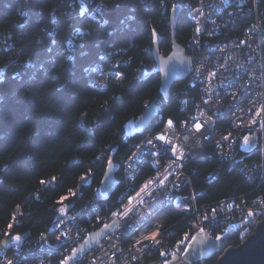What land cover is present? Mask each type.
<instances>
[{
	"label": "trees",
	"instance_id": "1",
	"mask_svg": "<svg viewBox=\"0 0 264 264\" xmlns=\"http://www.w3.org/2000/svg\"><path fill=\"white\" fill-rule=\"evenodd\" d=\"M91 1L108 7L90 17L84 4ZM81 11L84 16L79 15ZM170 14L171 8L162 7L161 0H83L82 5L81 0H0V74L7 78L0 84V240L5 231L20 235V247L27 239L51 231L63 214L62 206L66 212L105 192V157L113 160L117 177L116 187L107 195L120 190L123 155L132 139L143 136L127 140L125 126L160 93L151 29L162 34L161 51L168 53ZM80 26L87 35L77 37L69 48L68 40ZM113 30V36L105 35ZM242 30L243 24L238 23L231 32L240 35ZM195 32L183 9L176 40L186 46ZM108 58L128 78L117 82L108 77L111 84L101 88L93 82L96 73H84L82 66H89L90 60L91 67L100 60L108 66ZM16 72L23 73L21 80L13 78ZM187 85V76L175 81L168 100H162L163 120H155L156 129L169 118L177 122L183 117L181 93ZM216 169L220 172L212 180L208 175ZM187 172L198 203L264 194V181L256 188L258 183L218 158L194 160ZM148 173L146 168L141 176ZM82 176L87 180H81ZM42 180L50 183L42 185ZM69 189L77 194L60 203L61 197L69 196ZM13 218L14 228L9 229ZM159 218L178 232L186 230L185 214L172 205L163 208ZM240 242L236 235L231 239V243ZM15 249L14 243L3 247L0 258ZM217 258L218 254L208 260L214 264Z\"/></svg>",
	"mask_w": 264,
	"mask_h": 264
},
{
	"label": "built area",
	"instance_id": "2",
	"mask_svg": "<svg viewBox=\"0 0 264 264\" xmlns=\"http://www.w3.org/2000/svg\"><path fill=\"white\" fill-rule=\"evenodd\" d=\"M175 2L182 6V11L185 10L196 29H200L185 46L193 56V66L187 75L188 85L181 93L184 115L173 129H166L167 120L156 129L155 120H163L161 113V118L155 119L142 137L130 141V150L123 156L122 163L123 175L128 163H132L137 172H140L144 162L137 164L135 161H126V157L130 152L137 151L135 145L151 147L145 146L143 141L153 138L157 133L166 134L184 154L183 159L177 161L180 167L177 169L172 165L171 162L176 157L170 151H161L158 158H152L153 167L147 175L155 177L157 172L170 171L173 173L170 180L180 176V187L174 188L163 199L154 214L145 210V219L137 221L131 228L121 223L120 227L110 229L71 264H162L165 257H161L159 252H169L167 259L171 260L172 253L177 252L175 246L183 238V232L189 229L190 223L199 219L200 212L211 207H217L220 215L209 226V232L219 234L232 227L235 229L233 237L236 235L242 241L241 235L244 234L245 238L256 226L251 224L246 213L257 211L258 206L264 203V194L253 192L248 196H229L217 201L198 203L187 166L194 160L218 158L228 162L252 183H258L256 188L264 181V132L259 130V124L247 126L256 110L264 104V4L258 5L256 0H244L243 4H240V0H229L227 4H222L221 0H199L193 4H182L179 0ZM84 6L86 13L93 18L99 14L95 11L97 7L103 9V5L96 1ZM238 23L243 24L240 35L231 32ZM77 29L83 32L85 30L81 26L74 29L68 43L79 37L75 34ZM108 62V66H104L101 60L92 65L95 69L93 72L96 73L94 83L101 84L108 77L114 78L117 64L110 58ZM209 116L212 117L210 121L207 119ZM196 123L203 124L200 132H196L194 128ZM185 136L188 137L187 140L184 139ZM222 136L229 138L223 140ZM245 136L256 138L251 150L244 142ZM145 155H148L147 151ZM219 172L220 169H216L208 177L217 179ZM123 191L124 188L121 187L115 195H96L80 203L57 217L52 226L53 232H42L43 239L42 233L27 239L22 246L5 256L12 259L13 264H59L62 257L70 254L71 248H78L91 232L113 222L111 211H122L123 205L117 204L111 211L108 209L120 199ZM176 197H189L192 200L197 207L196 219H191L192 213H184L178 207L181 201L173 202ZM167 205H172L185 214L186 230L178 232L174 226L165 225L159 218V213ZM228 205H231V209ZM257 215L259 216V212ZM150 228L166 230L160 236L162 243L143 241L142 247L137 241L142 240L144 235H150ZM69 229L72 231L69 232ZM77 231L80 232L79 236L76 235ZM62 233H68L73 239L63 237ZM192 234H195V229ZM220 254L219 252L218 256ZM190 264L212 263L208 259H201Z\"/></svg>",
	"mask_w": 264,
	"mask_h": 264
},
{
	"label": "snow or ice",
	"instance_id": "3",
	"mask_svg": "<svg viewBox=\"0 0 264 264\" xmlns=\"http://www.w3.org/2000/svg\"><path fill=\"white\" fill-rule=\"evenodd\" d=\"M229 0H221L222 4H227ZM257 4H264V0H256ZM244 0H240V4H243ZM83 4V0H81V5ZM161 6L162 7H170L173 12H176L180 5L175 2V0H171L170 3L165 4L164 0H161ZM104 8H107L108 5L104 4ZM115 7V5H113ZM242 10V9H241ZM96 12H101V7H97ZM80 16H84L85 12L81 11L79 13ZM107 23V21H105ZM123 23V21H121ZM114 31H106L105 35L107 37H111L114 35ZM197 32L200 31L199 28L196 29ZM77 36L81 38L86 37V33L80 30H76L75 33ZM153 37H158V33L155 29H151V35H150V41L152 43H155V40H153ZM53 44H56L57 41L54 39L52 41ZM68 47L72 48L73 43L69 41ZM52 49L49 48V52H51ZM81 55H87V53H81ZM69 60H72V56H68ZM131 59V57L129 58ZM92 61H89V66H82V70L84 73H89L95 71L94 68L91 67ZM215 75L214 73L212 74ZM13 78L17 80H21L23 77V73L16 72L12 74ZM128 78L127 74L120 70L119 65H117L115 73H114V79L117 82H122L123 80H126ZM6 77L3 74H0V84L6 81ZM111 84V81H103L100 84L101 88H108ZM167 88L161 86L159 89V92L161 94L167 93ZM2 103V101H0ZM204 103H208V101H204ZM105 105H107V101H105ZM157 110V105H153L150 109H148L147 113L144 116V119L140 121V125H144L145 121L149 119L153 115L154 112ZM264 104H261L260 108H258L255 112V116L252 118L251 123L247 125L248 127H253L257 124H259V130L261 132H264ZM83 115V114H82ZM203 115V113H201ZM257 117L260 119L257 120ZM195 119V118H193ZM208 121L212 119L211 116H209ZM207 122V121H206ZM175 123L173 119L169 118L166 121L165 127L166 129H173L175 127ZM140 125H137L136 130H140ZM194 128L196 132H200L203 128V124L196 123L194 125ZM229 137L222 136L221 139L227 140ZM185 140L188 139L187 136L184 138ZM249 137H244V142L248 143ZM158 142V143H157ZM143 144L145 146H151V147H144L142 148L140 144L135 145L137 148V151L130 152V154L126 157V161H135L137 164H141V161L144 163L141 164L140 172H137L136 168L133 166L132 163H128L127 167L125 168L124 175L119 178V186L124 188V191L121 193V197L118 201L114 202L112 205L109 206V211H111L112 207H116L117 204L123 205V210H117V211H111V216L113 218V222L111 224H105L104 228L102 229V233L104 231H107L109 229H114L120 227L121 223H123L126 227L131 228L134 223L137 221H140L142 219H145L144 213L145 210H149L153 214L157 210V206L162 203L163 199L167 198L168 194L173 191L174 188L180 187V176H176L175 179L170 180V177L173 175L172 172L166 171V172H157V175L155 177H152L150 174L147 176H141V173L144 172L145 167H147L148 172H151V169L153 167V159L152 158H158L160 155V152H171V154L176 157V160H173L171 163L172 165H175L178 169L180 165L177 163L178 160L183 159V152L181 151V148L178 147L171 137H168L166 134L157 133L153 136L151 139H146L143 141ZM107 147V145H105ZM127 151V149H126ZM145 151H147L148 155H145ZM107 159V167L109 170L115 167L113 160L105 157ZM158 162V161H157ZM105 178L109 180V183L106 187L105 192L101 193L100 195L106 196L107 193L112 189V186L117 183V177L113 173L111 177L109 176V172L106 171L104 173ZM55 179L54 177L52 178ZM81 180H87V176H82ZM40 183L46 184L50 183V181H40ZM103 183V181H102ZM118 190V189H117ZM69 196H63L61 197L60 203H62L64 200H67L69 197H74L77 193L73 190L69 189ZM134 193V194H133ZM112 195H115L113 192ZM110 198V197H109ZM259 199V198H258ZM127 201L125 204L124 201ZM181 201V203L178 205V207L181 208V210L184 213H192L191 219H196L197 215V207L193 205L192 200L189 197H176L175 201ZM107 202V201H105ZM65 207L62 206L60 208V212H65ZM200 207H203L202 205ZM228 208L231 209V205H228ZM264 203H262L260 206H258L257 211H248L246 213V217L250 218V222L252 225H256L259 227H264ZM257 212H259V216L257 215ZM220 213L217 210V207H211L209 209H206L203 212L199 213V219L196 220L195 223H190L189 229L187 231H184L182 236L183 238L178 241V244L175 246L177 248V252L172 253L171 260L167 259L169 252H159V255L161 257H165L162 264H175V262H179V264H184V261H187L189 259L190 250L193 249V242H195L198 246H203L201 248L196 249L198 253V259L200 257H206L210 253L213 255L218 254L219 252L224 251V242L226 240L225 233L228 232V229H224L223 232H221L218 235H215L214 238L211 239L208 236L209 226L212 225L215 221H217ZM14 222L11 224H8L7 227L9 229L14 228L15 218ZM72 219H75V217H72ZM259 220V224H257V221ZM146 222V220H145ZM195 229V234H192V230ZM72 229H69V232H71ZM166 231L162 228H150L149 232L150 235H144L142 240H138L137 243L141 244L143 247V241H152L154 244H161L162 241L160 239V236L162 232ZM24 235H27L26 233ZM63 237H66L67 239H73L68 233H62ZM76 235L79 236L80 232L77 231ZM4 239L0 240V254H2V248L7 247L10 244H15V246L19 247V242L21 241L20 235H12L10 232L5 231L4 232ZM44 234H41V239H43ZM241 239H244V234L241 235ZM59 239V238H58ZM219 242V243H216ZM261 243L264 245V232L261 234ZM68 251V250H66ZM80 251H83V249H77V248H71L70 254L64 255L62 259L60 260L59 264H71V262L76 261L78 253ZM15 255V254H14ZM183 257V260L181 259ZM0 264H13L12 259H8L7 256H5L4 260L0 261ZM82 264V262H80Z\"/></svg>",
	"mask_w": 264,
	"mask_h": 264
},
{
	"label": "water",
	"instance_id": "4",
	"mask_svg": "<svg viewBox=\"0 0 264 264\" xmlns=\"http://www.w3.org/2000/svg\"><path fill=\"white\" fill-rule=\"evenodd\" d=\"M182 12V6L176 12L171 10L170 14V25L172 27V33L170 36V41L172 43L171 50L168 53H163L161 51V43L163 41V36L158 31V37H153L155 43H152L153 50L152 54L155 61V71L160 73L161 76V84L160 88L163 84L164 87L167 88V93L161 94L159 96L152 99L144 109V111L138 115L136 118L127 122L125 128L127 131V140L130 137L143 134L146 130L149 129L150 125L153 121L157 118H161V110H162V100L167 101L171 95V89L175 81L180 80L188 75L191 71L193 66V56L188 53L185 46L180 44L175 37V29L177 25V20ZM262 22L264 26V9L262 12ZM153 105H157L156 112L153 113L151 117L147 121H145L144 125H140V121L144 119L145 114L147 113L148 109H150ZM140 125V130L137 131L136 127ZM130 147L127 149L123 156H126L129 152ZM109 172V176L114 173L115 170L112 168L111 170L106 169ZM105 171V172H106ZM103 190H106V187L109 183V180L103 177ZM117 184V183H116ZM116 184L112 186V190L116 187ZM260 222L258 221L257 224ZM111 224V223H110ZM104 226L98 228L97 230L91 232L84 241L79 245L77 249H83L78 253L79 257L83 253H85L93 244H95L104 234H106L109 230L104 231L102 233V229ZM228 232L225 233L226 240L224 242V251L220 252L221 254L218 256L217 261L214 264H264V245L261 243V234L264 232V227H257L255 226L254 230L248 234L240 243H231V239L235 233V229L232 227L226 228ZM53 232V229L51 230ZM220 234V233H219ZM218 235V234H217ZM208 236L211 239L214 238V233L208 231ZM219 243V242H216ZM203 246H198L193 242V249L190 250L189 259L184 261V264L195 263L201 259H210L213 254H209L206 257H198V253L196 249L201 248ZM179 264V262L175 263Z\"/></svg>",
	"mask_w": 264,
	"mask_h": 264
},
{
	"label": "rangeland",
	"instance_id": "5",
	"mask_svg": "<svg viewBox=\"0 0 264 264\" xmlns=\"http://www.w3.org/2000/svg\"><path fill=\"white\" fill-rule=\"evenodd\" d=\"M102 80H104V79H102ZM105 80H107V79H105ZM255 142H256V138L254 136L250 137L249 141L247 143V147L251 150L255 146Z\"/></svg>",
	"mask_w": 264,
	"mask_h": 264
}]
</instances>
